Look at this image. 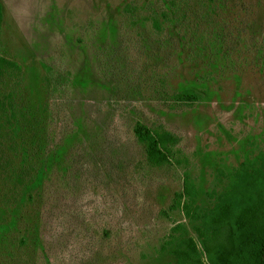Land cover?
I'll return each instance as SVG.
<instances>
[{
    "label": "rangeland",
    "instance_id": "rangeland-1",
    "mask_svg": "<svg viewBox=\"0 0 264 264\" xmlns=\"http://www.w3.org/2000/svg\"><path fill=\"white\" fill-rule=\"evenodd\" d=\"M0 5V264L174 262L184 172L209 207L264 161V0Z\"/></svg>",
    "mask_w": 264,
    "mask_h": 264
},
{
    "label": "trees",
    "instance_id": "trees-1",
    "mask_svg": "<svg viewBox=\"0 0 264 264\" xmlns=\"http://www.w3.org/2000/svg\"><path fill=\"white\" fill-rule=\"evenodd\" d=\"M2 21L0 5V29ZM13 65L0 56V81ZM179 97L196 99L192 93ZM134 131L151 164L171 163L178 142L173 132L164 128L152 131L140 123ZM198 198L197 186L185 171L183 189L175 193L171 207L182 208L196 237L183 223L174 226V231L183 234L179 241L170 240L175 261L168 264H264V161L258 167L237 169L232 184L209 207H202Z\"/></svg>",
    "mask_w": 264,
    "mask_h": 264
}]
</instances>
